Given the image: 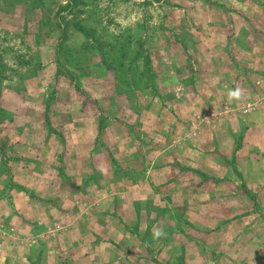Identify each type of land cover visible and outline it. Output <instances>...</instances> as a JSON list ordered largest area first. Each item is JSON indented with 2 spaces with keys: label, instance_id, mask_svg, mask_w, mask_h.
I'll use <instances>...</instances> for the list:
<instances>
[{
  "label": "rangeland",
  "instance_id": "obj_1",
  "mask_svg": "<svg viewBox=\"0 0 264 264\" xmlns=\"http://www.w3.org/2000/svg\"><path fill=\"white\" fill-rule=\"evenodd\" d=\"M236 87L244 95L229 103ZM0 88V264H42L59 249L76 219L51 216L50 203L77 208L72 196L83 190V253L109 238L111 221L137 228L136 208L158 212L166 236L156 250L182 233L173 264H188L181 255L191 253L196 225L213 233L198 264H264V219L254 218L236 156L264 114V0H0ZM148 173L163 187L150 190ZM116 189L135 197L132 216H109ZM161 191L162 201L136 198ZM101 203L106 217L93 212ZM236 216L244 222L233 226L243 221ZM229 225L223 244L218 230Z\"/></svg>",
  "mask_w": 264,
  "mask_h": 264
},
{
  "label": "crops",
  "instance_id": "obj_2",
  "mask_svg": "<svg viewBox=\"0 0 264 264\" xmlns=\"http://www.w3.org/2000/svg\"><path fill=\"white\" fill-rule=\"evenodd\" d=\"M253 122L254 123H250L249 129L244 131L243 140L236 156L239 162L238 165L240 167L239 170L241 172V175L242 177H244L245 181L247 182L248 184L247 188L248 190H250V192L254 194V200L258 204L259 209L256 211V213H254V218H258L259 216L260 218L257 222H260L263 221L264 219V149H263L264 114L257 119L256 121L257 123H255V121ZM81 137L82 135L79 136L80 139ZM84 146L85 144L80 142V153L85 154L86 146L85 147ZM101 152L102 151H100L99 149H97L94 152V155L96 156V161H95V164L97 166L96 168H102L100 167L101 165L100 162L98 161V158L101 156ZM113 162L114 161L112 160L110 163V169H113L111 165ZM126 166H128V164H126ZM152 167L154 166H152L151 163H149V165L147 166L148 172L151 171ZM156 178L159 179L158 177ZM156 178L154 177L153 173H148L146 184L150 186L149 187L150 190H152V188H155L157 184H160L159 186L160 188L163 187L161 183H157ZM176 181L177 180L174 177V179L171 181L172 182L171 184H173L174 186L177 185L179 186V182ZM77 182L78 183L75 184L76 186H83L84 179L78 178ZM96 182L97 181H91L90 184L94 186L96 185ZM17 184L19 186H24V184L20 182H17ZM109 184L115 186L116 180L112 177L110 179ZM161 190H163V188ZM16 193H18L19 198H21L22 195L25 194L24 192H22V190H16ZM92 193H90L89 196ZM96 194L98 195V193ZM163 194L164 193L161 191V193L158 192L150 193L143 197H138L137 195L136 198H139L143 202L144 201L146 202L148 200L162 201L164 196ZM67 196H71V195L66 194V197ZM86 196H87V192L83 190L82 192L73 194L72 197H78L79 199L80 197L86 198ZM99 196L101 197V195ZM110 196H111L110 206L112 208L110 211L111 214L109 216L112 219L132 216V215H128V213H131L129 212L130 209L133 208V206L137 207V205H135L134 202L135 197L133 195L119 193L118 189H116L115 192H111ZM120 198L122 200H127L129 201V203H131L128 206H124L128 209H125L124 207L121 210L118 209L117 204ZM172 198L173 201H176L178 196L174 194ZM78 199H77V204H78L77 208L74 209L67 208L65 211H63L60 208H57L56 206L50 203L51 216H56V217L62 216V218L70 217L72 219H76V224L74 226L73 225L68 226L67 228L62 230L61 232L62 240L57 245L59 249H51L49 254H46V258L45 260H43L42 264L44 263L46 264H173V260L179 256V249L173 247V245H175L177 242V239L175 238H178V241H185L184 238L182 240V235H181L182 233H178V235L177 234L172 235L177 237L171 236L172 238L169 239L170 245L165 246V242H164V244H162V246H160L156 250L155 245H158L164 240V237H161L160 239H153V232L155 228H160L158 225H154L155 222H158L157 221L158 212L156 213L151 212V214L147 213L145 210L141 212L140 211L137 212L136 208H134V214L137 218H141L139 220L137 228L128 227L127 229H121L119 228V224L117 220L115 222L111 221L110 227H108L107 231L105 230L106 232L109 233V238L108 237H103L104 239L98 238V240L95 241L94 244L92 245V250L88 251V254L90 255L83 253L85 250L83 246L86 242V235L88 230L82 227V223L80 222L79 219L85 218L87 216L86 213L87 210L81 207V199L79 200ZM103 206H104L103 203H101L100 205L94 204L95 209H93L94 211L93 210L92 211L94 213H97L99 217H106V215L99 214L102 212ZM18 207H15L16 214L21 216L23 214V211L19 212ZM103 212L105 213V211ZM229 215L230 214H228V216ZM225 216H227V214H225ZM147 218L150 219L154 218V221L149 223L152 226L146 224ZM236 218H243V217L236 216ZM238 220L239 219L234 220L233 222H231V224H233V226H237L242 222H244V218L243 221H239V223H236L235 221ZM196 227L192 228L191 231L188 232V234H192V236H194V239H192L193 237L191 238L192 244L194 245L191 253L188 254V252H186L184 255H181L182 258L184 257L188 261V264L200 263L193 261L197 256H199L196 250L204 251L205 248H208L206 247V244L212 242L213 233H208L206 231L200 232L199 228ZM132 228L134 232L137 230L138 233H133ZM231 228H232L231 225L226 227L222 226L218 230L220 234H222V238L224 239L223 244H226L231 240ZM102 231L99 232L97 231L96 233L100 234L102 233ZM9 234L18 235L17 237H19V235L24 234L23 227L20 226L16 228L15 226H10ZM139 234L141 235V238H138V236H136ZM146 234H151V242L145 239L144 235ZM260 234H264V230L260 231ZM100 235L103 236V234ZM33 245L34 244L30 245V247L31 246L33 247ZM15 248L17 249V247ZM91 254H94L96 256L92 257ZM16 258L17 260H20V257H16ZM6 260L9 263V259ZM15 264H17V261L15 262Z\"/></svg>",
  "mask_w": 264,
  "mask_h": 264
},
{
  "label": "clouds",
  "instance_id": "obj_3",
  "mask_svg": "<svg viewBox=\"0 0 264 264\" xmlns=\"http://www.w3.org/2000/svg\"><path fill=\"white\" fill-rule=\"evenodd\" d=\"M105 5H101V7H104ZM132 20L135 19V16L130 18ZM129 20H125L123 17L117 18V23H120L122 27H127L129 24ZM244 95V90L240 87H236L235 89H229L227 96H228V102H239ZM166 236V233L161 228H155L153 232V239H160L161 237Z\"/></svg>",
  "mask_w": 264,
  "mask_h": 264
},
{
  "label": "trees",
  "instance_id": "obj_4",
  "mask_svg": "<svg viewBox=\"0 0 264 264\" xmlns=\"http://www.w3.org/2000/svg\"><path fill=\"white\" fill-rule=\"evenodd\" d=\"M0 96H1V88H0Z\"/></svg>",
  "mask_w": 264,
  "mask_h": 264
}]
</instances>
